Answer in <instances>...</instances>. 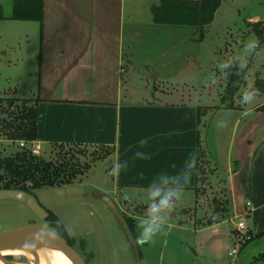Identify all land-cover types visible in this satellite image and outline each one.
Instances as JSON below:
<instances>
[{"label":"crops","instance_id":"0c3cea01","mask_svg":"<svg viewBox=\"0 0 264 264\" xmlns=\"http://www.w3.org/2000/svg\"><path fill=\"white\" fill-rule=\"evenodd\" d=\"M14 1L0 0V37L16 39L20 55L19 40H25L32 56L21 80L37 82L27 99L38 103L37 141L43 151L110 152L102 160L112 164L111 193L145 247L143 264L152 263L158 248L159 264L206 263L207 257L220 264L238 242L241 216L252 217L255 232L264 233V98L253 92L258 78L249 94L245 79L234 97L226 94L237 64L255 70L260 56L264 68L261 15L221 19L222 0L213 22L199 29L156 23L153 8L174 0H43L39 23L14 20ZM218 37L224 41L217 50L235 48L222 66L209 61L219 85L200 60L201 48ZM206 183L224 184L228 216L218 224H207L200 205ZM138 229L147 232L144 238Z\"/></svg>","mask_w":264,"mask_h":264},{"label":"rangeland","instance_id":"374dc122","mask_svg":"<svg viewBox=\"0 0 264 264\" xmlns=\"http://www.w3.org/2000/svg\"><path fill=\"white\" fill-rule=\"evenodd\" d=\"M257 2V0H227L219 13V17L221 19L223 17L233 19L235 16L240 15L241 19H247V17L253 15H261V20L264 22V0L259 3L260 5H257ZM250 40L251 38L246 40V46H248ZM223 41L219 37L212 38L201 48V66L205 70L204 72L208 74V79H214V83L216 80L218 81L216 82L217 85L220 84V75H212V71L209 69V61L217 59V65L222 66L225 60L231 61L232 53L235 51L233 46L228 49L223 46L220 50H217L216 46H219ZM8 42L12 43V45L15 42V48L6 49ZM19 42L22 47L21 55L19 54V48H16L18 47L16 39L8 40L0 37V108H9L11 112L15 113L22 109V102L33 97V93H36L38 89L37 82L28 84L26 81L21 80V77L27 71L26 68L30 67L32 56L26 52V41L22 39ZM229 42L232 43V41ZM213 49L219 52L217 57L213 55ZM236 58L244 59L241 56H236ZM220 71L222 70L220 69ZM256 77L264 79V68L262 67L260 56L256 62L255 70L246 72L243 92L248 94L251 92V86ZM201 80H205L204 76ZM205 86L208 93L211 85L205 84ZM212 89L215 88L212 87ZM201 92H203V88H201ZM203 94L200 96L201 103L206 105L207 97L205 94L202 96ZM260 96L264 98V95L261 94ZM29 102L34 103V101ZM30 103L28 104L29 106ZM226 136L227 134L223 137ZM208 138L210 140V134ZM16 149H20L19 143H12L0 136L1 156L14 153ZM61 152H68L70 156H74L73 160L80 163L82 168L87 167V170L85 169L86 175L70 185L36 190L34 196L40 205L59 220L65 231V237L73 242V249L87 264H136L134 253L130 249L121 229L107 207L95 195L96 193H103L114 200V196L111 193L114 187L113 179L108 174L112 164L110 160H102L108 156L109 152L94 148L55 147L46 148L41 157L47 160H56ZM211 171L208 170L209 174ZM205 186L206 188H201L203 193L201 194L200 205L204 209L205 215L212 219L215 214H219V211H221L220 207L222 206L217 211L218 206L220 204L224 206V203L227 202L224 199L225 195H221L225 190L224 184L213 185V183H206ZM215 186L218 191H215ZM244 217L248 229L251 230L254 236L258 235L252 226L254 223L253 218ZM30 225H39L57 234L58 228L55 223H40L23 204L12 201L0 202V232L16 230ZM138 231V234L143 236V238L146 236L147 232H144L143 229H138ZM137 240L140 242L139 237ZM220 246L221 250H223L224 245L221 243ZM234 248H238L239 253L234 256H228V253H226L225 256L223 255V260L220 264H264V237L255 239L242 249L241 244L236 242V246L234 244L230 251ZM222 253L225 254V250ZM139 254L141 260L143 258L141 255L146 256L145 247L142 244H139ZM159 254L160 248L154 255L152 254L153 256L150 255L151 264H159ZM201 259L197 260L195 264H219L218 262H212V258L207 257L206 263ZM16 262L27 263L25 260Z\"/></svg>","mask_w":264,"mask_h":264},{"label":"trees","instance_id":"16d2710c","mask_svg":"<svg viewBox=\"0 0 264 264\" xmlns=\"http://www.w3.org/2000/svg\"><path fill=\"white\" fill-rule=\"evenodd\" d=\"M221 5L222 0L163 1L159 7L153 8V14L156 23L159 24L192 26L203 29L213 22ZM2 19L4 16L0 8V20ZM13 19L42 23L43 0H15ZM245 75L246 71L242 69L241 64H237L232 69L226 87L227 96L234 97L239 92L244 83ZM254 92L264 95V79L256 80ZM29 103L28 100L23 101L22 109L17 113L11 112L9 108H0V136L5 140L12 143L38 140V103H30V106ZM225 104L229 108L232 107L231 105L228 106V103ZM259 111L264 113V105L259 108ZM64 147L67 146H58L57 148ZM73 159L74 156H70L68 152H61L56 160H47L41 156L32 155L27 149H16L14 153L0 155V190H21L34 195L36 190L43 188L73 184L77 179L84 177L86 175L85 169L87 170V167L82 168L81 164ZM200 174H205L202 168ZM220 206L223 207V204L218 206L217 211H219ZM222 207H220L219 214H215L207 222L208 225L218 224L225 220L228 215L225 214V208ZM127 220L134 232L132 222ZM49 222L56 224L58 235L66 239L69 245L73 247V242L65 237V231L59 220L50 214ZM261 237H264V233L256 236L251 233L246 235L241 243V249Z\"/></svg>","mask_w":264,"mask_h":264},{"label":"water","instance_id":"95a60500","mask_svg":"<svg viewBox=\"0 0 264 264\" xmlns=\"http://www.w3.org/2000/svg\"><path fill=\"white\" fill-rule=\"evenodd\" d=\"M96 198L100 200L109 210L112 217L121 229L130 249L134 253L136 264H143L139 254L140 242L136 239L131 226L119 206L111 197L103 193H96ZM12 201L23 204L42 223L50 218V213L40 205L37 198L21 190H0V202ZM49 244L63 252L72 264H87L82 257L69 245L67 240L60 235L49 231L39 225H30L20 229L0 232V251L10 249H25L29 247ZM24 258L4 257L3 261L16 262Z\"/></svg>","mask_w":264,"mask_h":264},{"label":"bare ground","instance_id":"6f19581e","mask_svg":"<svg viewBox=\"0 0 264 264\" xmlns=\"http://www.w3.org/2000/svg\"><path fill=\"white\" fill-rule=\"evenodd\" d=\"M24 258L26 264H72L70 259L56 247L45 244L25 249H10L0 251V264H25L4 262V257Z\"/></svg>","mask_w":264,"mask_h":264},{"label":"built area","instance_id":"2783aa9c","mask_svg":"<svg viewBox=\"0 0 264 264\" xmlns=\"http://www.w3.org/2000/svg\"><path fill=\"white\" fill-rule=\"evenodd\" d=\"M20 149H27L31 152L34 156H41L43 153V145L39 141H33V142H26V141H19ZM247 209L251 207V204H246ZM235 231L239 234L238 242L241 244L246 236L247 226L245 217L241 216L237 218V223L235 226ZM239 253L238 248H234L232 252L230 253V256L237 255Z\"/></svg>","mask_w":264,"mask_h":264},{"label":"flooded vegetation","instance_id":"af4514ba","mask_svg":"<svg viewBox=\"0 0 264 264\" xmlns=\"http://www.w3.org/2000/svg\"><path fill=\"white\" fill-rule=\"evenodd\" d=\"M49 220H50V218H49L46 222L50 223ZM57 234H58V233H57ZM65 240H66V239H65ZM67 242H68V241H67ZM14 261H18V260H14ZM21 261H22V260H21Z\"/></svg>","mask_w":264,"mask_h":264}]
</instances>
